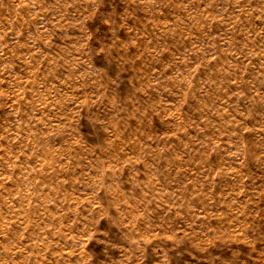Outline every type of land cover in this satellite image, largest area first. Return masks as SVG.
<instances>
[{
  "label": "rangeland",
  "instance_id": "374dc122",
  "mask_svg": "<svg viewBox=\"0 0 264 264\" xmlns=\"http://www.w3.org/2000/svg\"><path fill=\"white\" fill-rule=\"evenodd\" d=\"M0 264H264V0H0Z\"/></svg>",
  "mask_w": 264,
  "mask_h": 264
}]
</instances>
